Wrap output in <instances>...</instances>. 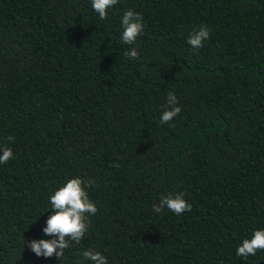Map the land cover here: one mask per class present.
<instances>
[{"label": "trees", "instance_id": "16d2710c", "mask_svg": "<svg viewBox=\"0 0 264 264\" xmlns=\"http://www.w3.org/2000/svg\"><path fill=\"white\" fill-rule=\"evenodd\" d=\"M169 91L181 111L162 124ZM2 146L0 264H92L88 248L108 264H264L236 254L264 227V0H119L104 20L92 0H0ZM74 176L98 211L61 259L37 256L49 194ZM169 192L191 211L153 212Z\"/></svg>", "mask_w": 264, "mask_h": 264}, {"label": "clouds", "instance_id": "9594fccd", "mask_svg": "<svg viewBox=\"0 0 264 264\" xmlns=\"http://www.w3.org/2000/svg\"><path fill=\"white\" fill-rule=\"evenodd\" d=\"M119 0H92V7L98 13L100 20L107 17V10L115 6ZM121 43L134 45L137 37L144 31L143 16L140 13L129 9L121 17ZM210 29L207 25L201 26L198 30H193L187 38V43L192 49L203 47L204 40L208 39ZM127 58H139L136 47L124 52ZM162 124L168 123L176 117L181 108L178 106V98L174 92L169 91L166 95V103L161 106ZM9 140L14 137L9 136ZM0 164L7 163L13 157L10 147H0ZM117 167L119 165H116ZM94 181H84L79 176L67 179L53 193L49 194V208L52 209L48 216L43 232L52 239H33L27 242L28 247L37 255L45 258L55 255L59 259L63 257L65 249L73 243H79L88 231L89 216L97 213L98 208L90 199L87 188L91 187ZM184 193L161 194L159 203L152 204L155 213H162L165 208L176 215H181L185 211H191V204L184 198ZM257 250H264V227L256 228L250 238H244L236 249L238 256L247 258L254 256ZM81 255L85 260H90L92 264H108L107 258L98 250L85 249Z\"/></svg>", "mask_w": 264, "mask_h": 264}]
</instances>
